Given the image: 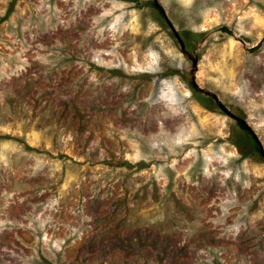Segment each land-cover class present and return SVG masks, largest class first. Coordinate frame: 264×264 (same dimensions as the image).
<instances>
[{
  "label": "rangeland",
  "instance_id": "obj_1",
  "mask_svg": "<svg viewBox=\"0 0 264 264\" xmlns=\"http://www.w3.org/2000/svg\"><path fill=\"white\" fill-rule=\"evenodd\" d=\"M0 0V264H264V0Z\"/></svg>",
  "mask_w": 264,
  "mask_h": 264
},
{
  "label": "water",
  "instance_id": "obj_2",
  "mask_svg": "<svg viewBox=\"0 0 264 264\" xmlns=\"http://www.w3.org/2000/svg\"><path fill=\"white\" fill-rule=\"evenodd\" d=\"M154 4L161 9L166 21L168 22V24L170 25L171 29L173 30V32L175 33L177 39L179 40L180 44H181V48H182V52L187 55V57L192 61V69H191V78H190V82L191 84L194 86L195 89H197L200 93L211 97L217 104L218 106L221 108V110L228 116L232 117L233 119H235L238 123L242 124L244 127H246L247 129L251 130L248 123L242 119L241 117L235 115L230 109H228V107H226V105H224V103L220 100L219 96L208 90V89H204L202 87H200V85L197 82V77H196V73L198 72L199 69V56L198 55H193L192 53H190L184 42L182 41L180 34L177 32L176 28L174 27V25L171 23V21L168 19L165 10L162 8V6L160 5L158 0H153ZM256 141L260 147V151L262 153V155L264 156V148L262 146V144L258 141V139L256 138Z\"/></svg>",
  "mask_w": 264,
  "mask_h": 264
}]
</instances>
